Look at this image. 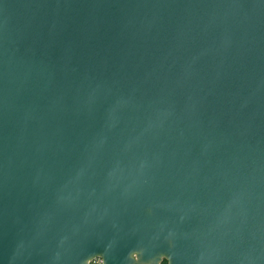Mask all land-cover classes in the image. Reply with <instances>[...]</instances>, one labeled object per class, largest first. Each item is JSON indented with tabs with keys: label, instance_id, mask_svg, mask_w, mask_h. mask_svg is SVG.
Here are the masks:
<instances>
[{
	"label": "water",
	"instance_id": "obj_1",
	"mask_svg": "<svg viewBox=\"0 0 264 264\" xmlns=\"http://www.w3.org/2000/svg\"><path fill=\"white\" fill-rule=\"evenodd\" d=\"M132 252L264 264V0H0V264Z\"/></svg>",
	"mask_w": 264,
	"mask_h": 264
},
{
	"label": "clouds",
	"instance_id": "obj_2",
	"mask_svg": "<svg viewBox=\"0 0 264 264\" xmlns=\"http://www.w3.org/2000/svg\"><path fill=\"white\" fill-rule=\"evenodd\" d=\"M130 258L134 262V264H139V254L138 253H136V252L130 253ZM161 258H162V256L160 257V259Z\"/></svg>",
	"mask_w": 264,
	"mask_h": 264
},
{
	"label": "built area",
	"instance_id": "obj_3",
	"mask_svg": "<svg viewBox=\"0 0 264 264\" xmlns=\"http://www.w3.org/2000/svg\"><path fill=\"white\" fill-rule=\"evenodd\" d=\"M90 264H104L101 258H96L90 262Z\"/></svg>",
	"mask_w": 264,
	"mask_h": 264
},
{
	"label": "trees",
	"instance_id": "obj_4",
	"mask_svg": "<svg viewBox=\"0 0 264 264\" xmlns=\"http://www.w3.org/2000/svg\"><path fill=\"white\" fill-rule=\"evenodd\" d=\"M167 262L165 261V263H163V264H166Z\"/></svg>",
	"mask_w": 264,
	"mask_h": 264
}]
</instances>
